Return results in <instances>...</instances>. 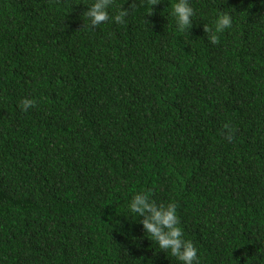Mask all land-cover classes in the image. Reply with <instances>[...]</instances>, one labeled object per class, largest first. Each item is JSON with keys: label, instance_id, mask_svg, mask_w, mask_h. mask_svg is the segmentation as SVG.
I'll list each match as a JSON object with an SVG mask.
<instances>
[{"label": "trees", "instance_id": "obj_1", "mask_svg": "<svg viewBox=\"0 0 264 264\" xmlns=\"http://www.w3.org/2000/svg\"><path fill=\"white\" fill-rule=\"evenodd\" d=\"M152 2L89 27L91 0H0V264H178L130 217L146 190L200 264L264 248V0H189L188 32Z\"/></svg>", "mask_w": 264, "mask_h": 264}, {"label": "clouds", "instance_id": "obj_2", "mask_svg": "<svg viewBox=\"0 0 264 264\" xmlns=\"http://www.w3.org/2000/svg\"><path fill=\"white\" fill-rule=\"evenodd\" d=\"M157 3H151L154 5ZM129 11L113 4V0H91L83 11L89 27H96L104 22L112 21L123 23ZM171 16L175 20L176 29L185 32L192 27L194 8L189 0H174L171 4ZM233 24L231 11H218L211 25L203 24L207 39L216 43L219 34L230 28ZM31 98H21L19 106L21 110H27L34 106ZM228 127L227 124L224 126ZM151 190L138 191L128 201L127 210L132 215L140 217L139 223L143 229V235L151 241H155L158 250L174 257L178 264H200L198 249L190 239L185 238L180 220L177 214V204L174 200L168 202H156L151 198ZM134 219V220H135ZM257 256L250 264H264V248H258Z\"/></svg>", "mask_w": 264, "mask_h": 264}]
</instances>
